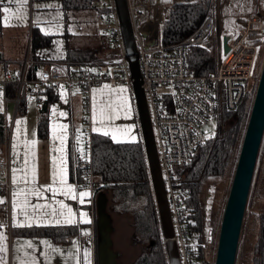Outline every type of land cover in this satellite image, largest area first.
<instances>
[{
	"label": "built area",
	"instance_id": "built-area-1",
	"mask_svg": "<svg viewBox=\"0 0 264 264\" xmlns=\"http://www.w3.org/2000/svg\"><path fill=\"white\" fill-rule=\"evenodd\" d=\"M104 9L108 43L102 50L97 70H70L60 61H51L38 76L29 77L27 60L23 68L7 72L0 79L3 102L12 104L0 117L3 140L0 143V186L4 188L9 205L12 189L10 150L15 116L22 101L34 102L46 89L66 90L70 96L79 95L84 110L90 107V93L100 83L125 84L132 93V77L125 54L121 28L114 0H100ZM133 35L138 49L142 86L150 112L154 137L165 184L171 218L181 264H198L195 247H200L203 260L212 250L215 227L212 222L214 186L208 189L204 204L203 228L198 240L191 233L185 200L188 191L181 184L180 170L191 163L200 145L216 139V131L206 125L220 116L223 107L235 109L242 101L246 84L258 80L257 63L264 52V7L252 15L227 18L231 28L228 51L223 50L222 38L214 41L218 9L209 7L193 32L170 45L161 40L162 27L169 8L180 0H126ZM264 3V0H263ZM264 6V4H263ZM221 16V15H220ZM216 45V70L211 74H196L188 65V50L199 47L209 51ZM16 84L14 97L6 95L8 84ZM134 97V96H133ZM83 153L75 161L82 173L83 186L96 200L100 183L96 180L92 159L91 127L84 125ZM216 250V249H215Z\"/></svg>",
	"mask_w": 264,
	"mask_h": 264
},
{
	"label": "crops",
	"instance_id": "crops-1",
	"mask_svg": "<svg viewBox=\"0 0 264 264\" xmlns=\"http://www.w3.org/2000/svg\"><path fill=\"white\" fill-rule=\"evenodd\" d=\"M256 1L259 2V9L263 0ZM68 4L66 8L61 0H0V36L4 34L0 50V79L7 72L20 71L25 60L28 62L27 67L34 70L35 76L32 77L38 76L40 69L46 68L50 60L63 62L68 69L76 71L99 68L100 54L108 43L107 26L103 14L102 19L100 14L103 9L101 1L70 0ZM240 5L241 2L235 6ZM5 7L11 8L12 14H5ZM217 7L221 8L222 3H217ZM233 10L237 9L233 7ZM5 15H9L7 22ZM33 28L50 35V43L31 49ZM120 88L126 91L118 92ZM49 90L53 91L54 98L47 101L46 92ZM3 96L4 92L0 89V108L3 109L0 117L5 109L12 108V104L3 102ZM123 98H126L131 110L128 118L120 107ZM43 103H46V109H43ZM89 103V110L85 112L84 102L79 95L70 96L66 90L48 88L36 101L26 102L24 112L17 110L10 150L13 185L9 205L4 188L0 186V200L3 201L0 203V233L5 237L0 243L6 247L5 252H0V257L4 258L5 264H33V261L35 264H95L96 200H92L90 194L83 198V204L80 203L79 193L89 190L83 186L82 173L75 167L76 159L83 153L84 125L89 122L91 136L93 133L103 134L113 127L132 125L136 141H141V132L135 100L125 84L105 82L94 85ZM102 107L106 115L115 114L117 118L106 121L100 132H94V127H101ZM41 118L47 122V136L44 138L37 135ZM16 121L22 123L17 125ZM109 137L112 139L111 133ZM117 140L131 142L119 136ZM61 169L65 170L67 184L74 188L77 196L75 200L71 195H64L66 185L60 183ZM54 171L57 173L55 183ZM49 186L56 189L55 193L49 190ZM36 191L40 194H31ZM59 201L67 207L61 209ZM35 205L48 207L35 209ZM54 209L63 214L52 217L49 214ZM68 209L72 210L73 215L69 216ZM25 211L28 219L24 215ZM81 213H87L86 219L90 223L83 222ZM69 218L75 223L63 222ZM56 219L61 220V223H56ZM31 226H76L77 230L69 241L60 243L49 237L22 232L23 228ZM28 242H31V247Z\"/></svg>",
	"mask_w": 264,
	"mask_h": 264
},
{
	"label": "trees",
	"instance_id": "trees-1",
	"mask_svg": "<svg viewBox=\"0 0 264 264\" xmlns=\"http://www.w3.org/2000/svg\"><path fill=\"white\" fill-rule=\"evenodd\" d=\"M61 1L63 6L68 8V1L70 0ZM211 4L210 0H180L173 4L169 8L167 20L162 27V43L164 45L174 44L193 32L204 18ZM103 11V9L100 10L101 19ZM50 39V35L33 28L31 49L41 45H48ZM188 65L196 74L214 73L216 70L215 54L199 47H191L188 50ZM261 65L262 62L259 60L256 72H260ZM27 73L29 77L35 76L32 67L27 69ZM256 81L257 79L254 78L247 82L243 99L235 109L228 110L223 107L222 124L219 121V117L216 120V140L207 141L200 145L191 163L180 170L181 184L188 191L185 204L189 220L191 221L190 230L195 235V240H198L203 228L206 182L222 178L229 173L232 175L234 172L251 109L250 98L254 96L256 89ZM16 87L14 83L8 84L6 95L14 97ZM46 97L47 101L52 100L54 98L53 91H47ZM25 103L26 101H22L19 104L18 110L20 112L25 111ZM37 135L40 138L47 136L45 118H41L38 124ZM2 140L3 131L0 125V143ZM92 159L95 178L100 183V191L104 192L107 197L110 192L121 203L131 195L134 197H145L146 202L142 206L141 211L135 209L125 210L131 219L133 228L130 243L141 250L138 257L128 264H168L142 142H114L109 136L93 133ZM72 177L73 171L71 168ZM78 181L81 183L80 179ZM216 205L217 203L214 201L212 216L215 218L219 214ZM256 224V236L244 264H264V210L257 214ZM76 230V226H31L23 228L22 232L32 236L49 237L56 242L64 243L75 235ZM95 231V264H98L97 245L99 237L96 217ZM217 234V229H215L214 252ZM194 253L198 264H210L209 261L206 263L203 260L200 247H195Z\"/></svg>",
	"mask_w": 264,
	"mask_h": 264
},
{
	"label": "water",
	"instance_id": "water-1",
	"mask_svg": "<svg viewBox=\"0 0 264 264\" xmlns=\"http://www.w3.org/2000/svg\"><path fill=\"white\" fill-rule=\"evenodd\" d=\"M127 57L132 90L139 120L141 142L148 165L149 176L158 219L161 225L168 264H181L177 240L171 218L165 184L161 172L150 112L142 86L138 49L130 22L126 0H114ZM228 37L223 36V50L229 49ZM46 109V103L42 104ZM264 136V58L246 123L229 192L222 210L218 228L214 264H236L241 229L249 199L252 178ZM108 197L100 191L96 198V225L98 231L97 263L117 264L113 249L111 216L107 210Z\"/></svg>",
	"mask_w": 264,
	"mask_h": 264
},
{
	"label": "rangeland",
	"instance_id": "rangeland-1",
	"mask_svg": "<svg viewBox=\"0 0 264 264\" xmlns=\"http://www.w3.org/2000/svg\"><path fill=\"white\" fill-rule=\"evenodd\" d=\"M192 1H196V0H192ZM243 1H245V3L242 4ZM239 2H241V5L238 7L235 6L239 4ZM217 3L218 5L222 3V7L218 8ZM210 4L211 6L213 4L214 6L216 5L218 12H219L218 22H217L216 30L214 32L215 42L217 40H220L224 36V33L228 32L231 29L229 28L230 23L225 22L227 21V18L223 16L229 15L232 18H236L238 16L245 15V14L252 15L255 12H257L258 10L257 6H259L258 5L259 2L256 0H223V2H221L220 0H210ZM263 4H261L260 7H264ZM233 7L237 10H233ZM238 11L240 13L237 15ZM17 32H19V30ZM3 37H4V34L0 36V50L2 49ZM10 51H11V48H10ZM208 52H212L215 54L216 63H217L216 45L214 48L210 49ZM4 54L6 55L7 52L5 51ZM263 58H264V52L260 56L261 62L263 61ZM51 61H57V60L48 61V65ZM257 82L258 80L256 81V86H257ZM253 97L250 98V105L252 104ZM222 114H223V111H221V114L219 116V121L221 124L223 120ZM206 126L210 130L216 131L217 130L216 119L214 118L210 119L207 122ZM232 175H230L229 173L228 175H225L222 178L206 182L205 184V189H204L205 199L207 196L208 189L210 188L211 185L214 186V190H215L213 199L217 203L216 207H217L219 214L217 215V218L212 216V222H213L215 229H217V233H218V228H219V224L221 220L222 210H223L224 203H225L228 190L231 184ZM145 202H146L145 197L143 196L134 197L131 195L128 198H126L124 202L121 203L120 200H117V198L115 199L112 196V193L111 194L110 192L108 193L107 210L111 216V222H112V227H113L111 238L113 242V249L118 254L117 264H128L129 262H133L134 259H136L141 252L140 249H138L136 246L130 243V237L133 234V228H132L131 219L129 215L125 212V210L135 209V210L141 211L142 206L145 204ZM212 209H213V205H212ZM262 210H264V136L261 141L258 158H257V162H256V166H255V170H254V174L252 178V185L250 188L249 199L247 202L245 216H244L242 229H241V237H240V242H239L236 264L245 263V259L247 258V255L251 249V245L255 239L256 232H257L256 217H257V214ZM214 239L215 238H213V241ZM214 258H215V252H214V247L212 246V250L208 253L207 259L205 262L207 263L209 261L210 264H213Z\"/></svg>",
	"mask_w": 264,
	"mask_h": 264
},
{
	"label": "snow or ice",
	"instance_id": "snow-or-ice-1",
	"mask_svg": "<svg viewBox=\"0 0 264 264\" xmlns=\"http://www.w3.org/2000/svg\"><path fill=\"white\" fill-rule=\"evenodd\" d=\"M11 2H16V0H11ZM3 12L5 14H12V9L11 8H8V7H5L3 8ZM5 21L7 22L9 20V15H5L4 17ZM105 87H109L108 85H105ZM118 92H124L126 91L125 89L123 88H120V89H117ZM107 107L111 108V105H108ZM120 107H122L124 109V113H125V117L128 118L130 116V108L128 107L127 105V100L126 98H123L122 100V103L120 105ZM3 109L0 108V111H2ZM63 115V113H62ZM117 118V115L113 114V115H106L105 113V110L104 108L102 107L101 108V111H100V124H101V127H94L93 128V131L94 132H100L101 131V128L105 126V122L106 121H110V120H114ZM17 125L21 124L22 122L21 121H16ZM133 127L132 125H129V126H125V127H113L110 129V131H104L103 132V135L104 136H109L110 133H111V137L114 141H117V142H120L119 140H117V137L119 136L120 138H122L124 141H131V142H135L136 141V136L133 134ZM79 139V137H78ZM34 143V141H33ZM56 176H57V173L54 171L53 172V182L55 183V179H56ZM13 182L15 183L16 182V179H15V176L13 177ZM60 183L61 185H66V188L64 189V195H71L72 196V199H77V196L75 194V191H74V188L72 185H68L67 184V180H66V173H65V170L64 169H61V172H60ZM49 190L50 191H53L55 193L56 189L52 188L51 186H49ZM31 194H34V195H39L40 193L38 191L36 192H31ZM15 195H18V194H15ZM90 193L87 192V191H81L79 193V197H80V203L83 204L84 203V197H87L89 196ZM0 203H3L2 200H0ZM60 204V208L61 209H64L65 207H67L66 205L63 204L62 201H59L58 202ZM25 206H27V200H25ZM48 206L46 205H35L34 208L35 209H40V208H46ZM68 213H69V216L73 215L72 214V210L71 209H68ZM62 211L61 212H58L57 210H53L49 215H51L52 217H56V216H59V215H62ZM24 215L26 217V219H28V213L25 211L24 212ZM81 219L83 220V222L85 223H90L89 220L86 219V216H87V213H81ZM56 223H61V220L59 219H56L55 220ZM64 223H75V220L73 219H65L63 221ZM20 226V225H18ZM5 239L3 233H0V241H3ZM47 243V242H45ZM28 245L29 247H31V242H28ZM6 251V247L0 243V252H5ZM55 251H59V249H55ZM0 264H5V260L3 257H0ZM33 264H35V262L33 261Z\"/></svg>",
	"mask_w": 264,
	"mask_h": 264
}]
</instances>
